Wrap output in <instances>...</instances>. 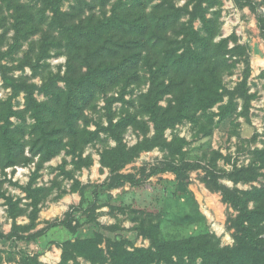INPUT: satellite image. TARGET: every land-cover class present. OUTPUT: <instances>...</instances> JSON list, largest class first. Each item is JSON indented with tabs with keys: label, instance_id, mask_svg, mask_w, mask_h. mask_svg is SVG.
<instances>
[{
	"label": "trees",
	"instance_id": "trees-1",
	"mask_svg": "<svg viewBox=\"0 0 264 264\" xmlns=\"http://www.w3.org/2000/svg\"><path fill=\"white\" fill-rule=\"evenodd\" d=\"M65 1L69 0H0V44L9 30L13 32L7 48L0 50V76L3 86L10 90L6 98L0 97V170L3 174L5 168L28 165L37 157L28 183L21 186L30 200L28 224L15 222L26 209L4 189L6 181L18 184L5 176L0 178V199H4L7 214L13 220L10 231L0 232V238L30 242L45 234L47 228L30 232L41 201L53 190V186L35 185L39 170L62 152L71 157L73 170L90 166L92 158L83 156V152L102 133L114 145L99 153L100 166L109 172L108 180L101 185L114 188L125 182L135 184V177L122 173V169L141 152L159 147L167 151L168 159L154 172L174 174L180 197L192 202L199 215L188 181L189 172L201 165L183 158L185 138L174 135L167 140L165 133L189 121L207 135L215 116L221 122L236 111L235 98L242 100V113H247L251 99L247 91V46L237 43L234 36L218 38L221 0H186L182 5L175 0H72L68 11L62 9ZM234 2L239 8H254L252 0ZM260 4L264 6V0ZM95 6L100 7L99 14L90 12L82 17L86 8ZM195 21L200 22L199 29L194 26ZM257 25L264 38V14L258 16ZM37 34L40 39L35 45L31 39ZM25 43L28 48L16 64L3 63L7 58L12 60ZM50 51L65 55L63 73L51 74L40 85L29 81L24 75L25 67L37 74ZM240 57H244L245 64L242 79L228 90L222 76ZM15 70L21 73L12 74ZM146 83V90L133 97L135 90ZM36 93L44 94L45 99H37ZM20 95L23 107L16 108ZM100 96L104 97L106 124L92 122L86 113L95 108ZM165 98L166 104L161 105ZM116 102L127 108L115 119ZM215 106L217 112H210ZM27 117L33 120L29 124ZM91 123L95 125L93 129L89 128ZM129 127L142 135L132 146L124 141ZM216 155L221 156L219 152ZM252 155L247 167L226 171L217 169L212 160L210 167L205 168L204 180L236 212L231 221V246H221L219 238L209 231L162 239L158 223L142 221L130 230L135 232V238L148 239L149 245L136 246L135 238L123 235L118 224L104 225L97 220L96 195H89V184L76 179L63 160L57 169L72 180L71 191L79 192L80 201L53 224L69 233L58 243L59 264H82L78 258L89 264H264V172L255 165L259 161L264 167V149L255 148ZM220 177L234 183L257 181L258 185L250 189L230 188L219 181ZM20 254L22 264H46L37 253Z\"/></svg>",
	"mask_w": 264,
	"mask_h": 264
},
{
	"label": "rangeland",
	"instance_id": "rangeland-1",
	"mask_svg": "<svg viewBox=\"0 0 264 264\" xmlns=\"http://www.w3.org/2000/svg\"><path fill=\"white\" fill-rule=\"evenodd\" d=\"M86 1L95 2V0ZM260 1L252 0L254 8L249 6L239 8L234 0H221L219 6L220 34L218 38L234 36L237 43L247 46L246 51L250 65L247 91L251 95L247 113H242V100L235 98L236 111L221 122L215 116L207 135H204L199 125L189 121L177 124L165 133L167 140H170L174 135L185 138L187 143L183 147V158L185 161L201 165L189 172L188 181V189L193 194L199 215L196 214L192 202L180 197L177 191L178 182L174 174L171 172H154L156 167L163 166L168 159L167 151L159 147L141 152L122 169V173L132 174L135 177V184L125 182L122 186L114 188L101 185L108 180L109 172L100 166L99 153L104 148L114 145L113 140L102 133L100 138L89 144L83 152V156H91L92 163L90 166L73 170L71 157L66 156L64 152L43 164L35 185L53 186V190L41 201L38 217L30 232L41 228H47V230L44 235L30 242L0 238V264H22L20 253L23 251L30 254L37 253L39 259L46 264H59L61 249L58 247V243L68 238L69 233L61 225L54 226L53 224L63 219L68 208L77 205L80 201L79 192L71 191L72 180L60 175L57 169L63 160L67 162L65 168L73 170L76 179L83 184H89V195H93V193L96 195L94 214L97 220L104 225L118 224L122 227L120 232L126 237L134 239L135 232L130 228L142 221L145 224L149 222L158 223L162 239L182 238L209 231L219 238L221 246L233 245L234 228L231 226V221L236 212L222 201L221 194L209 186L204 180V176L206 174L205 168L210 167L212 160L217 169L231 171L234 167H247L252 162V151L255 148L264 149V38L257 25L258 16L264 14V6L260 4ZM175 2L177 5H182L186 0H175ZM72 4V0L65 1L62 9L68 11ZM110 6L111 4L107 5L106 9H109ZM90 12L99 14L101 9L99 6H95L91 10L86 8L82 17ZM194 26L199 29L201 24L199 21H195ZM1 31L0 29V33ZM12 34L13 32L9 30L0 44L1 51H4L8 43L11 42ZM39 39L40 34H37L31 39V42L37 45ZM229 46H233L232 41H230ZM27 48L28 43H25L21 51L15 54L12 60L7 58L3 60V63L16 64ZM244 57H240L234 67L222 76V82L228 90H233L242 79L245 70ZM65 60V55H54V52L50 51V57L41 62L42 66L37 74L33 75L30 68L25 67L24 75L29 77V81L40 85L51 74L58 71L63 73ZM20 73L21 71L18 70L12 72L14 75ZM59 85L63 86V82H59ZM147 85L146 83L141 88H137L133 97L136 98L140 91L146 90ZM9 93L10 90L3 86L0 76V97L6 98ZM36 97L39 100L45 99L42 93H36ZM126 98H129V95ZM166 98L160 102L161 105L166 104ZM227 99L225 97L224 102ZM104 104V97L100 96L95 108L86 111L92 122L106 124ZM22 107L23 98L20 95L16 99V108ZM125 108L127 107H123L120 102L113 104L116 113L115 119L124 114ZM129 110L135 111V108H129ZM210 112H217V107L212 108ZM12 120L18 121L15 118ZM26 121L29 124L33 120L27 117ZM94 127V123L89 126L91 129ZM151 134L152 132L149 133V135ZM140 139H142V135L132 127H129L124 133V141L127 146L134 145ZM217 152L221 156L218 157ZM25 153L29 155L27 148ZM36 162L37 157L35 162L28 165L7 167L3 171L5 175L0 170V178L5 176L7 180L18 184L15 185L8 181L4 183L6 194L14 199L18 198L20 200L19 206L24 210L26 209L24 213L15 218L18 225H25L30 222L28 217L31 210L28 205L30 200L25 197V192L21 186L28 183ZM255 165L259 171L264 172V167H260L259 161ZM17 167L24 168V171L19 172ZM219 181L230 188L236 187L238 189H250L252 186L258 185L257 181L242 180L234 183L226 177H220ZM250 207H252V202H250ZM12 221V218L7 214V205H5L4 199H0V232L8 233ZM106 234L112 236L113 233L107 232ZM134 243L136 246L147 247L149 245L148 239L143 237L135 238ZM78 259L82 264H89L83 258Z\"/></svg>",
	"mask_w": 264,
	"mask_h": 264
},
{
	"label": "built area",
	"instance_id": "built-area-1",
	"mask_svg": "<svg viewBox=\"0 0 264 264\" xmlns=\"http://www.w3.org/2000/svg\"><path fill=\"white\" fill-rule=\"evenodd\" d=\"M17 169H18L19 172H23L24 171V168H21V167L20 168L17 167Z\"/></svg>",
	"mask_w": 264,
	"mask_h": 264
}]
</instances>
